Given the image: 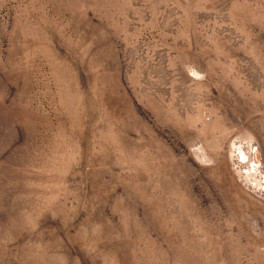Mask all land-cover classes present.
Returning <instances> with one entry per match:
<instances>
[{"label":"rangeland","instance_id":"1","mask_svg":"<svg viewBox=\"0 0 264 264\" xmlns=\"http://www.w3.org/2000/svg\"><path fill=\"white\" fill-rule=\"evenodd\" d=\"M0 264H264V0H0Z\"/></svg>","mask_w":264,"mask_h":264}]
</instances>
